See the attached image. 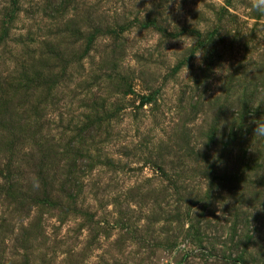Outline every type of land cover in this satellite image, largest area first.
I'll return each mask as SVG.
<instances>
[{
  "label": "rangeland",
  "instance_id": "obj_1",
  "mask_svg": "<svg viewBox=\"0 0 264 264\" xmlns=\"http://www.w3.org/2000/svg\"><path fill=\"white\" fill-rule=\"evenodd\" d=\"M256 3L0 0V264H264Z\"/></svg>",
  "mask_w": 264,
  "mask_h": 264
},
{
  "label": "clouds",
  "instance_id": "obj_2",
  "mask_svg": "<svg viewBox=\"0 0 264 264\" xmlns=\"http://www.w3.org/2000/svg\"><path fill=\"white\" fill-rule=\"evenodd\" d=\"M256 7L260 8L261 10H264V4H255ZM256 127L254 129V132L258 135L264 136V120L255 121Z\"/></svg>",
  "mask_w": 264,
  "mask_h": 264
},
{
  "label": "trees",
  "instance_id": "obj_3",
  "mask_svg": "<svg viewBox=\"0 0 264 264\" xmlns=\"http://www.w3.org/2000/svg\"><path fill=\"white\" fill-rule=\"evenodd\" d=\"M2 15H3V14H2ZM2 23H3V22L0 21V25H1V26L4 25V24H2ZM204 39H207V37H205ZM89 40H90V38H88L87 42H88ZM203 44L206 45V46H210V45H211V44H210L209 42H207V41H203ZM212 49H213V48H212ZM212 49H209L210 51L206 54V58H208V59H209V57L211 58L210 52L212 51ZM46 56H47V55L44 54V56H42V57H45V58H46ZM33 65H35V64H31L30 66H33ZM41 65H42V64H41ZM31 69H32V67H31ZM31 69H29V70L27 69V71L30 72ZM23 71H24V68H22V72H23ZM22 72H21V73H22ZM254 90H256V89H254ZM143 101H144V100H143ZM233 134H234V133H232V135H231L232 140H233Z\"/></svg>",
  "mask_w": 264,
  "mask_h": 264
}]
</instances>
